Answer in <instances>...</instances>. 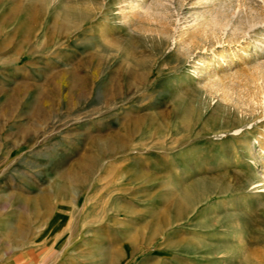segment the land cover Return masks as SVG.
Masks as SVG:
<instances>
[{
	"label": "rangeland",
	"instance_id": "rangeland-1",
	"mask_svg": "<svg viewBox=\"0 0 264 264\" xmlns=\"http://www.w3.org/2000/svg\"><path fill=\"white\" fill-rule=\"evenodd\" d=\"M204 1L0 0V264H264V0Z\"/></svg>",
	"mask_w": 264,
	"mask_h": 264
},
{
	"label": "bare ground",
	"instance_id": "bare-ground-1",
	"mask_svg": "<svg viewBox=\"0 0 264 264\" xmlns=\"http://www.w3.org/2000/svg\"><path fill=\"white\" fill-rule=\"evenodd\" d=\"M132 1H135L136 2V4L134 5V6H136V7H138V6H141L140 5V2L139 1H142V0H132ZM216 1H218V0H205L204 1V8H208V7H210V6H213V10L211 9H204L203 11H202V13H201V15H200V17L202 18V19H207L208 18V20L209 19H212L213 20V22H214V20L215 21H217V23L218 24H220L221 25V23H220V21L218 20L219 18H217L218 16H217V13L218 12H220L221 10H222V6L218 3V2H216ZM217 3V4H216ZM202 6V7H203ZM138 9H139V7H138ZM222 12V11H221ZM213 14H215L214 16H213ZM220 14V13H219ZM217 16V17H216ZM217 19V20H216ZM221 20V19H220ZM219 21V22H218ZM212 22V23H213ZM226 22H227V20H226ZM225 21L222 23V24H225L226 23ZM227 24L228 23H226L225 25L227 26ZM253 41V44H254V48L255 49H257V55H260L262 52H264V33H258L256 36H254V39L252 40ZM253 61H255V60H253ZM262 94V97L264 98V92L262 91L261 92ZM251 184V183H250ZM249 184V185H250ZM252 187L253 186H251L250 188H249V190H251L252 189ZM249 190H247V191H249Z\"/></svg>",
	"mask_w": 264,
	"mask_h": 264
},
{
	"label": "crops",
	"instance_id": "crops-1",
	"mask_svg": "<svg viewBox=\"0 0 264 264\" xmlns=\"http://www.w3.org/2000/svg\"><path fill=\"white\" fill-rule=\"evenodd\" d=\"M54 244H57L59 242V239L57 238L56 240H54ZM134 264H146L145 261H136Z\"/></svg>",
	"mask_w": 264,
	"mask_h": 264
}]
</instances>
